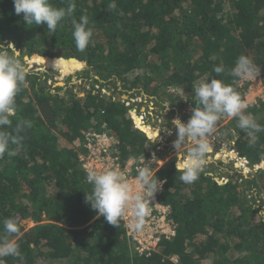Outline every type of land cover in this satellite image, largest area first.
Returning <instances> with one entry per match:
<instances>
[{
  "label": "trees",
  "instance_id": "1",
  "mask_svg": "<svg viewBox=\"0 0 264 264\" xmlns=\"http://www.w3.org/2000/svg\"><path fill=\"white\" fill-rule=\"evenodd\" d=\"M49 2L57 8L74 5L73 17H65L55 33L43 24H25L13 0H0V43L31 65L11 126L0 131L15 135L18 122L32 123L20 133L19 144L9 145L17 154L0 158V233L5 218L17 221L19 234L10 239L19 244L22 257L0 258L2 264H264V214L256 198L258 177L264 176V131L253 138L238 127V118L219 124L227 117L221 116L218 131L233 139L255 171L244 178L230 173L229 164L206 159L198 179L186 184L176 163L187 152L168 156L156 149L131 111L137 109L145 124L156 117L169 120L181 104L193 111L198 106L193 86L212 78L242 99L246 86L230 75L242 54L260 69L264 84V0ZM82 16L93 36L79 52L71 20ZM82 64L83 92L70 90L68 83L50 87L45 71L34 70L72 71ZM216 66L224 71L215 73ZM145 95L154 102L151 111L136 102L126 105ZM247 111L264 127V98ZM92 130L107 131L116 140L112 154L121 166L129 158L148 157L153 147L152 154L167 159L152 169L162 182L158 198L168 207L174 234L162 236L149 254L134 249L122 219L118 227L111 225L85 202L92 185L78 154ZM247 190L256 194L249 197ZM24 219L33 224L25 228Z\"/></svg>",
  "mask_w": 264,
  "mask_h": 264
},
{
  "label": "clouds",
  "instance_id": "2",
  "mask_svg": "<svg viewBox=\"0 0 264 264\" xmlns=\"http://www.w3.org/2000/svg\"><path fill=\"white\" fill-rule=\"evenodd\" d=\"M13 3L15 14L21 16L25 24L30 26L33 24H43L52 33L56 32L58 24L65 17H73L74 12V5L71 3L68 4L67 8L54 7L49 0H13ZM71 23L73 26L72 37L75 46L79 52H84L93 36L91 28L87 27L89 23L88 18L82 16L79 21L72 18ZM8 45L5 46L0 43V128L11 126L10 117L14 115L16 108V96L20 90V86L25 82L26 76L28 75V68L18 55L9 52ZM29 66L31 67V65ZM213 71L219 74L224 69L221 66H216L213 68ZM259 74L260 69L243 54L237 58L235 66L230 70V75L239 78V83L241 78L251 77L253 75L259 76ZM242 82L240 85H243ZM193 90L198 106H195L193 111L190 107L192 115L189 120L185 123L177 117L171 121V125L165 130L170 137L173 136L174 131L176 132L177 138L173 142V147L178 153L181 152L186 144L193 145L188 149L186 158L181 163H176V169L181 173L180 180L186 184L196 181L199 174L203 171L206 163V155L211 150L209 138L214 132L215 126L221 116L227 115L238 118V127L247 131L248 135L253 138H255V133L264 131V127L259 125L254 118L244 113L248 105L242 101L241 96L223 81L215 78L202 80L193 86ZM101 92L107 93L103 88ZM127 103L129 104V101L126 102V105ZM132 110L135 114L137 113V109L133 108ZM136 115L139 117L141 113H137ZM131 117L134 120L132 115ZM140 121L144 126H151L145 124V118L144 120L140 119ZM31 127V121L24 120L15 125L13 130L15 135L0 131V158L4 157L5 154L9 157L15 156L17 154L16 151L11 149L9 145L19 144L22 139L20 133L25 128ZM97 132H105L110 135L107 131ZM152 133L154 134L152 135ZM151 135L153 140L154 138L160 139V136H162L161 134L160 136L159 134L158 136H156L157 134L155 135L153 125ZM159 139L158 143L156 141L157 144L160 143ZM80 152L78 155H80ZM151 156L155 158V161L149 168L145 166L135 172V174H138L137 182L139 186L146 191L149 199L154 198V194L162 184V182H158L157 179L153 178L152 168L164 164H157L158 160H164L162 156L159 157V155L149 154L148 157ZM130 159L133 158L127 159L125 163H128ZM134 159L139 160L145 158L135 157ZM135 163L139 162H133V164ZM86 180L92 185V192L91 194L86 193L85 202L96 211L97 217L103 216L109 224L118 227V223L122 219L126 208L131 206L133 214L136 217L135 227L137 229L141 227L144 218L148 215V208L144 202V193L140 191L133 192L132 187L118 169L110 168L99 172L89 169L87 170ZM158 194L156 195L157 198ZM19 231L18 223L14 218H5L3 220V231L0 233V258L12 256L22 259L19 244L10 239L12 235L19 234ZM0 264H2V260H0Z\"/></svg>",
  "mask_w": 264,
  "mask_h": 264
},
{
  "label": "rangeland",
  "instance_id": "3",
  "mask_svg": "<svg viewBox=\"0 0 264 264\" xmlns=\"http://www.w3.org/2000/svg\"><path fill=\"white\" fill-rule=\"evenodd\" d=\"M24 64H25V62H24ZM83 66L84 65L82 64V66L80 68L72 70V71L71 70L70 71L69 70L63 71L61 68L58 70H54V69L48 70V69L43 68L42 66H40V67L36 66V68L34 70H39L40 72L45 71L44 76H47L46 84H52L50 87L57 86V85H65V83H68L70 90L76 91V92H83L84 91V88H83L84 79H82L79 76L80 75L79 72L83 68ZM26 67L28 68L30 66H26ZM92 73H90V74H92ZM93 77H96V76L93 75L91 77V79ZM243 79H244V81L242 82ZM241 82L243 83V86L244 85L246 86L243 90L244 92H243L242 101L245 102L248 105V107L251 106V104L255 103L258 98L264 97V85L261 82V79L259 78L258 75H253L251 77L241 78L240 83ZM110 90H113V89H110ZM53 92H54V90H53ZM130 93H131V91H130ZM133 100H136L134 102H136L137 105L140 104V107L148 108L149 111L152 110V106H155L153 104L154 102L148 100L146 95H145V98H140V97L136 96V98H134ZM133 100H130L129 104L133 103ZM148 105H150V106H148ZM164 105L168 106V103H164ZM247 108L244 110V113L246 115H250L249 111H247ZM166 112L170 113V108L169 109L167 108ZM137 113H140V112L137 111ZM190 113H191L190 106L187 104H185V105L181 104L180 108L175 107V110L173 113L174 116L172 118H169V120L166 119V122L165 121L163 122L162 119L157 118V117L155 119L149 121V125H151V123L153 125L155 135L156 134H157L156 136H158V134H159V136H160V134L162 135V136H160V139L154 138L156 149H159V148L165 149L166 150L165 152H167L168 156H169V154H177L180 157L184 156V152H187L186 149L188 150L189 145H191V144H186L184 146V148L181 150V152L178 153L173 147V142L177 138L176 132L174 131L173 136L170 137L167 135V132H165V130H167L166 128H169L171 121L177 117H179L182 120V122L186 123L190 118V116H189ZM130 114H131V112H130ZM170 115H171V113H170ZM183 116H185V117H183ZM135 117L139 118L137 115ZM230 118L231 117L227 116L225 118V120L221 121V123H219V124H223V123L227 122ZM219 126L220 125L215 126L214 132L212 133L211 137L209 138L211 150L207 153L206 159H211L215 162L220 161L222 164H229L228 171L230 173H233L236 171L238 173H242L244 178H246L251 172L255 171V168H253V166L251 165V163L249 162V160L247 158L240 156L237 153V150L233 146V142H232L233 139L218 131ZM143 127L145 129H147L149 134H151V129H149L147 126H143ZM231 132H233V130ZM153 134L154 133H152V135ZM158 139H159L160 143L156 145V141L158 143ZM154 148L155 147L152 148L151 154L154 153ZM237 154H238V156H237ZM239 157H242V158H239ZM163 159L164 160H161V162L165 163L167 160L166 157H163ZM143 160H146V158L142 159V161ZM135 161H138V160L133 158V159H130L128 163L127 162L126 163L128 165H130ZM143 167H144V165H143ZM119 172L123 176L124 171L120 170ZM130 174L133 177H134V175L138 176V174H135L134 171H131ZM152 174H153V171H152ZM258 181H259V186L256 189L257 194L255 191L252 193L249 190H247V194L249 197L252 194L253 195L256 194V198L258 197L259 200H261L259 206L261 207V210L263 211V214H264V176L263 175L259 176ZM127 182L129 183V181H127ZM144 197H145V195H144ZM129 207H131V206H129ZM20 223L25 228H27L33 224L30 220H26V219L21 220Z\"/></svg>",
  "mask_w": 264,
  "mask_h": 264
},
{
  "label": "built area",
  "instance_id": "4",
  "mask_svg": "<svg viewBox=\"0 0 264 264\" xmlns=\"http://www.w3.org/2000/svg\"><path fill=\"white\" fill-rule=\"evenodd\" d=\"M127 105H129L127 103ZM141 120L144 116L141 114ZM116 144L114 138L105 132L90 131L85 135L83 149L80 152V160L82 167L87 173V170L92 169L96 171H103L105 169H118L124 171L123 177L129 181L133 192L140 191L144 193V202L148 208V215L144 218L143 224L139 229L135 227L136 217L133 214L132 208H126L122 216L125 226L126 236L134 243V249L141 254H149L154 250L160 241L161 237L169 238L174 234V227L169 224L167 218V206L160 203L157 194L161 191V186L158 188L154 198L148 197L144 189L139 187L137 182V175L134 177L130 174L131 171H139L141 168L149 166L155 161L153 156L148 157L146 160L139 159V163L128 165L125 163L123 166L117 163V157L113 156L112 150ZM143 162V163H142ZM161 165L160 160L157 161ZM161 182V181H158Z\"/></svg>",
  "mask_w": 264,
  "mask_h": 264
},
{
  "label": "bare ground",
  "instance_id": "5",
  "mask_svg": "<svg viewBox=\"0 0 264 264\" xmlns=\"http://www.w3.org/2000/svg\"><path fill=\"white\" fill-rule=\"evenodd\" d=\"M136 119H137L138 124L142 125L140 119L139 118H136ZM142 126H144V125H142Z\"/></svg>",
  "mask_w": 264,
  "mask_h": 264
}]
</instances>
